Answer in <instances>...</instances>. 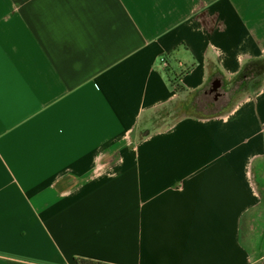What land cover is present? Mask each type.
<instances>
[{
  "label": "crops",
  "instance_id": "crops-1",
  "mask_svg": "<svg viewBox=\"0 0 264 264\" xmlns=\"http://www.w3.org/2000/svg\"><path fill=\"white\" fill-rule=\"evenodd\" d=\"M253 60L264 0H0V264H264Z\"/></svg>",
  "mask_w": 264,
  "mask_h": 264
},
{
  "label": "trees",
  "instance_id": "trees-1",
  "mask_svg": "<svg viewBox=\"0 0 264 264\" xmlns=\"http://www.w3.org/2000/svg\"><path fill=\"white\" fill-rule=\"evenodd\" d=\"M169 55V54H168ZM166 55V59L168 57ZM166 75H168V81L173 87V89L176 92H183L185 91L184 88L180 85L179 79L180 76H174L173 79L169 78V71L165 72ZM262 80H264V60H253L249 61L247 64L244 65L241 72L238 74V76L234 79L231 86H235L237 90L244 91L245 89H257L259 85L261 84ZM212 92V86H208L205 90L199 91L196 94L193 95L192 98V105L195 104L199 97L205 96ZM259 196L261 200V205H264V190H259ZM74 264H105L102 262L90 260V259H84V258H76L74 259Z\"/></svg>",
  "mask_w": 264,
  "mask_h": 264
},
{
  "label": "rangeland",
  "instance_id": "rangeland-1",
  "mask_svg": "<svg viewBox=\"0 0 264 264\" xmlns=\"http://www.w3.org/2000/svg\"><path fill=\"white\" fill-rule=\"evenodd\" d=\"M235 89L236 87L233 85L228 87V89H226L225 92L230 97L232 94L235 93L234 91ZM214 96L215 94H207V96L205 95L199 97L200 99H198V101L195 104L193 103L191 113H196L197 115H204V114H212L217 112L227 102L226 101L227 98L215 99ZM260 220L261 222H264V213H262Z\"/></svg>",
  "mask_w": 264,
  "mask_h": 264
},
{
  "label": "water",
  "instance_id": "water-1",
  "mask_svg": "<svg viewBox=\"0 0 264 264\" xmlns=\"http://www.w3.org/2000/svg\"><path fill=\"white\" fill-rule=\"evenodd\" d=\"M218 87H219V83L218 82H213V84H212V91L217 90Z\"/></svg>",
  "mask_w": 264,
  "mask_h": 264
},
{
  "label": "built area",
  "instance_id": "built-area-1",
  "mask_svg": "<svg viewBox=\"0 0 264 264\" xmlns=\"http://www.w3.org/2000/svg\"><path fill=\"white\" fill-rule=\"evenodd\" d=\"M159 62H160V64L163 65V66H166V65H167L166 60H165L164 57H161V58L159 59Z\"/></svg>",
  "mask_w": 264,
  "mask_h": 264
},
{
  "label": "flooded vegetation",
  "instance_id": "flooded-vegetation-1",
  "mask_svg": "<svg viewBox=\"0 0 264 264\" xmlns=\"http://www.w3.org/2000/svg\"><path fill=\"white\" fill-rule=\"evenodd\" d=\"M214 94H215V96H214L215 99L219 98V92H215Z\"/></svg>",
  "mask_w": 264,
  "mask_h": 264
}]
</instances>
